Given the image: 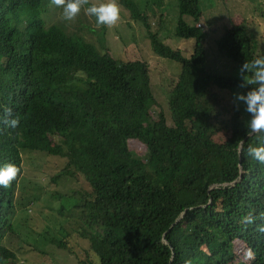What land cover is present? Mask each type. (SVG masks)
Wrapping results in <instances>:
<instances>
[{
  "label": "trees",
  "instance_id": "16d2710c",
  "mask_svg": "<svg viewBox=\"0 0 264 264\" xmlns=\"http://www.w3.org/2000/svg\"><path fill=\"white\" fill-rule=\"evenodd\" d=\"M152 2L164 3L147 0L141 8L121 0L148 29L152 51L180 63L168 101L171 124L164 110L154 115L149 61L116 59L102 39L106 25L97 24L96 42L85 28L47 24L50 0H0V165L17 168L0 187V264H21L3 240L16 220L25 222L20 208L33 203L17 201L24 154L33 151L64 161L54 183H79L53 193L72 201L51 210L65 222L64 236L50 242L74 252L80 264H264V164L247 151L264 144V134L248 135L242 108L224 106L217 92L247 90L234 72L264 55L259 40L246 17L212 23L201 0H176L175 39L192 41L185 54L151 31ZM201 108L209 109L206 118ZM5 109L16 128L2 122ZM216 120L224 140L213 136ZM131 141L145 146L143 155ZM73 210L81 219L78 236L90 244L82 257L66 227ZM238 242L251 253L246 261Z\"/></svg>",
  "mask_w": 264,
  "mask_h": 264
},
{
  "label": "rangeland",
  "instance_id": "374dc122",
  "mask_svg": "<svg viewBox=\"0 0 264 264\" xmlns=\"http://www.w3.org/2000/svg\"><path fill=\"white\" fill-rule=\"evenodd\" d=\"M146 1L136 0L141 8H144ZM163 1L161 8L155 2L150 4L148 22L151 31L158 32L159 38L165 39L173 48H179L185 54L191 53L192 41L182 38L175 39L173 33L179 18L176 0ZM88 2L93 3L97 0H88ZM117 3L120 9L119 18L114 25H106L107 30L103 38L101 35L100 37L104 39L107 49L111 51L116 59L143 58L149 61L152 89L158 104L154 106V115L157 116L161 109L164 110L168 122L171 124L168 101L173 83H175L180 71V63L164 59L155 54L148 39V29L141 22L131 18L129 10L123 6L121 0H117ZM201 4L205 18L210 19L212 23L220 22L224 18L226 24H229V19L239 21L240 17H246L259 40L260 51L264 53V0H201ZM87 7L88 5L85 3L82 4L78 14L72 20L65 21L61 16V9L50 5L49 10L43 14V17L47 24L55 21H65L66 28L69 31L85 28L83 31L85 36L97 42L99 38L97 28L99 26L95 18L86 13L85 9ZM183 18L188 23H194V20L188 15H184ZM22 23L24 24V21ZM226 24H221V26ZM90 28L97 32H91ZM207 29H204L205 32H207ZM214 58L216 57L210 53V59L213 60ZM220 63L221 67L222 62ZM230 68V65H228L224 69L229 70ZM234 73L238 75V69H235ZM217 92L224 106L229 104L239 105L243 110L242 118L244 120L249 119V114L244 111L243 104L234 101V93L243 92L241 89L229 92L217 90ZM200 113L206 118L209 109L201 108ZM211 122L213 123V120ZM213 127H215L213 130L214 138L224 140L226 132H224L218 120L214 122ZM131 146L138 155L144 154L145 146L141 143L131 141ZM23 160L24 173L18 184L17 201L24 204L25 201L31 200L33 203L26 204L27 207L23 210H21L22 207L20 208L17 217L22 218L25 222H17L16 220L15 229L4 238L3 243L15 250L21 264H80L76 255L73 254L74 252L68 249H60L50 242V239H61L64 236L60 231V223L65 222V218L56 214L52 215L53 211L51 210H57L63 203L68 205L72 201L71 199L66 200L64 197H54L53 193L63 190L70 192L76 186L78 187L79 183L71 180L61 182V179L58 181L60 184L53 182V176L65 164L64 161L58 158L33 151L25 153ZM78 214L76 210L68 213L69 220L66 227L68 232L73 234L70 245L78 252V256L82 257L85 250L89 249L90 244L87 240L78 236V230L76 229L81 227V219ZM238 244L239 242L236 248L240 259L246 261L251 257V253L245 246Z\"/></svg>",
  "mask_w": 264,
  "mask_h": 264
},
{
  "label": "clouds",
  "instance_id": "9594fccd",
  "mask_svg": "<svg viewBox=\"0 0 264 264\" xmlns=\"http://www.w3.org/2000/svg\"><path fill=\"white\" fill-rule=\"evenodd\" d=\"M85 2L86 0H50L51 5L61 9V16L65 21L72 20ZM85 11L95 17L98 25L110 26L118 20L120 9L117 0H97L90 3ZM198 26L204 27L202 22ZM238 75L241 81L239 87L247 90L234 93V101L242 103L244 111L249 114L250 118L245 122L247 134H264V55L245 60L238 69ZM2 122L11 128H16L18 124L11 109H5ZM247 151L253 159L264 164V144L249 145ZM16 175L17 168L13 164L0 165V187L6 188Z\"/></svg>",
  "mask_w": 264,
  "mask_h": 264
},
{
  "label": "water",
  "instance_id": "95a60500",
  "mask_svg": "<svg viewBox=\"0 0 264 264\" xmlns=\"http://www.w3.org/2000/svg\"><path fill=\"white\" fill-rule=\"evenodd\" d=\"M240 151H241V147H240Z\"/></svg>",
  "mask_w": 264,
  "mask_h": 264
}]
</instances>
